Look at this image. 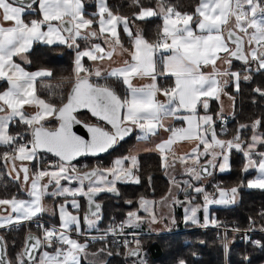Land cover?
<instances>
[{"label": "snow or ice", "instance_id": "snow-or-ice-1", "mask_svg": "<svg viewBox=\"0 0 264 264\" xmlns=\"http://www.w3.org/2000/svg\"><path fill=\"white\" fill-rule=\"evenodd\" d=\"M129 6L136 9L131 17L114 12L108 0H95L92 12L87 11L86 0H0V166L19 184L17 194L0 198V229L35 224L39 232L28 231L14 259L7 256V242L0 235V264H82L89 255V243L107 242L109 237L117 249L125 250L130 264H147L138 234L126 232L158 220L153 202L143 197L123 221L113 219L100 235H88L93 229L100 231L103 219L97 197L105 192L119 195L118 182H140L137 155L130 151L107 167H77L78 158L106 153L135 130L141 141L158 136L161 130L169 133L154 150L165 171L179 162L182 176L189 177L171 179L185 194L184 201L173 198L172 203L187 205L186 223L220 227L208 215L210 205L235 204L242 188L264 191V120L240 124L226 140L218 136L216 120L209 113L210 102L220 100L229 84L239 91L242 79L250 81L253 73L264 72V0H197L192 11H181L170 0H150L147 5L131 0ZM149 18L160 20L152 40L132 28ZM122 34L129 47H124ZM36 43L74 51L73 73L62 78L71 85L66 96L42 98L37 82L52 77V71L43 67L28 71L17 62L30 64L28 54ZM117 47L128 58L122 66L102 69L100 63L110 60ZM85 58L93 62L91 66H86ZM234 61L241 63V70H233ZM218 62L224 67H218ZM137 80L148 83L137 86ZM112 82L123 86V94ZM253 91L264 98V89ZM81 109L97 122L78 119ZM216 118L224 120L222 110ZM173 119L183 125L166 123ZM77 125L86 129L88 139L73 130ZM182 142L193 146L177 156L173 146ZM233 150L244 157L242 172L254 170L256 175L245 176L230 188L214 185L209 193L202 182L215 171H230ZM190 192L201 196L202 204L193 203L196 196ZM46 197L63 198L52 212L58 214V224L41 221L49 212L43 203ZM81 197L87 203L83 217ZM201 211L203 223L198 218ZM259 215L264 219V212ZM249 221L255 223L252 217ZM259 230L264 232V226ZM224 240L227 249V233ZM249 242L264 249L260 240ZM99 252L113 254L107 243Z\"/></svg>", "mask_w": 264, "mask_h": 264}, {"label": "trees", "instance_id": "trees-1", "mask_svg": "<svg viewBox=\"0 0 264 264\" xmlns=\"http://www.w3.org/2000/svg\"><path fill=\"white\" fill-rule=\"evenodd\" d=\"M181 11H192L197 0H170ZM109 6L114 12H119L121 15L131 17L136 10L130 7L131 0H108ZM146 5L150 0H143ZM87 11H94V0H88ZM160 24L158 18H149L146 21H137L132 25L133 31L141 30L146 39L152 40L155 38L157 26ZM125 47H129L127 37L122 35ZM83 46V42H81ZM73 54L72 49L64 46H46L41 43L33 45L32 50L28 54L30 64L23 63L27 69L47 68L53 73L52 77L46 78L43 81L37 82L38 94L45 99L66 95L68 86L67 81L62 80L63 77H70L73 73ZM241 64L234 62L233 70L239 69ZM253 78L250 81L240 82L239 91H232L231 86L227 88L231 91L232 97L231 111L227 120L221 123L216 119L218 104L216 100L210 102L209 113H213L216 120L217 134L224 139H230L236 134V129L240 124H250L256 119L264 120V98H261L253 91L254 88L260 87L264 89V72L253 73ZM118 93L123 94L124 89L118 82H112ZM47 86V87H45ZM58 102V101H57ZM78 117L84 121L91 122L95 119L91 118L85 111H80ZM222 127L226 128V132H222ZM19 130V129H14ZM135 130L126 139L118 143L109 153L98 158H85L78 160L82 161H99V166H108L112 158L127 155V150L135 141ZM264 131V129H261ZM246 132L244 135H250ZM2 151V149H0ZM139 161V170L137 175L140 182L126 184H118L117 188L119 195L112 197L102 194L99 200L102 205L103 219L98 227L100 229L113 221H122L126 218L128 211L136 210L137 200L139 198L154 199L160 198L168 187V180L164 175L161 159L158 153L144 152L137 155ZM244 157L241 153L233 152L230 155V171L220 173L214 172L212 177H209L204 182V187L209 193L213 192L214 185H221L225 188L237 186L239 182L247 176L249 179L253 174H245L242 172ZM96 167V165L89 166ZM211 185V188H209ZM211 189V191H210ZM19 192V184L13 181L7 175L5 168L0 166V198H11ZM190 195L191 192H190ZM23 198V193H20ZM101 197H104L102 200ZM49 202H61L63 198H45ZM81 199V209H84L83 197ZM200 200V196H196L195 202ZM126 201H132L131 205ZM210 214L213 218L223 220L228 225L238 229H244L248 226L249 217L255 221L250 224L254 229H260L264 226V219L259 213L264 212V191L256 189L242 188L240 190L237 202L228 206H212ZM142 213V212H141ZM140 213V215H141ZM174 213V223L170 230L160 233H150L145 228L141 230L138 238L141 241L143 252L147 264H178L179 260L186 261V264H264V249L250 243L249 240H260L264 242V232L255 230L251 235L242 241L237 239V234L229 232L227 236L228 248H223L222 241L217 235V231L211 227H200L186 223L182 219L183 212L181 207L176 208ZM210 215V216H211ZM209 216V217H210ZM44 219L57 224L56 215L46 213L42 216ZM142 225V227H144ZM33 231L31 224L18 225L14 229L3 230L0 233L4 236L7 242V256L15 258L16 254L21 250L24 234L27 231ZM203 241L204 243H201ZM97 245L104 246L103 242L89 243V247ZM109 251L113 254L105 258L102 263H86L82 264H130V260H126L123 255L124 249H117L115 246H109ZM117 251L121 254L117 255ZM195 254V255H193ZM247 257V259H245Z\"/></svg>", "mask_w": 264, "mask_h": 264}, {"label": "rangeland", "instance_id": "rangeland-1", "mask_svg": "<svg viewBox=\"0 0 264 264\" xmlns=\"http://www.w3.org/2000/svg\"><path fill=\"white\" fill-rule=\"evenodd\" d=\"M228 86H231V90L232 91H237L232 84H229ZM230 92L231 91L229 89L227 91L226 88H225V93L226 94H223L225 97H223L221 95L220 100H218V101L216 100L217 101V104H218L217 113L221 112V110H222L223 117H224L223 122H225L227 120V117L226 116H229L230 115V111H231V107H232V103H231V99H230V97H232V95L230 94ZM210 114L213 115V113H210ZM219 121L222 122L221 120H219ZM222 139H224V138H222ZM127 154H128V150H127ZM115 158H118V157H115ZM115 158H112L111 159V161L108 163L109 164L108 166H110V164L112 163V161ZM99 164H100L99 161H82V162H79L77 164V167H84V166L89 167V166H93V165L99 166ZM103 167H107V166H103ZM215 172H219V171H215ZM182 173H183V167H182V165L179 167L178 171H176L174 168H170L167 171H164V174H165V176H166V178L168 180L167 190L157 200L147 199V200L153 202V204H152V210L154 211V213L156 214V216L158 218L157 222L154 223V224L149 223V222H145V223L141 224L139 226V228H136V229H126V230H128V231H134L138 235L141 233V230L143 228L146 229L145 232L150 231V233H160V232L168 231L173 226V218H175L173 212L176 210V208H179V207H181V211L183 212L182 219H183V221H185L184 220L185 207L187 205H180V204H173L172 203V199L173 198H178L181 201H184L185 200V194L183 192H180L171 183V179L173 177H175L177 180L189 179V177H187L186 175H183L182 176ZM252 174L253 175L249 179L254 178V176L256 175V173H255L254 170H253ZM205 181H203L202 183L204 184ZM62 183H66V182H62ZM73 186H75V185H73ZM209 188H211V185H209ZM210 191H211V189H210ZM191 194L192 195H195V196H199V195H197L195 193H191ZM103 198L104 197H101L100 199L102 200ZM139 200H140V198L137 200L136 208L139 207V205H138ZM79 201H80V204H81V199L80 198H79ZM202 202L203 201H202V197L201 196H200V200L199 201H197V202L193 201V203H196V204H202ZM58 203H60V202L59 201L56 202V203L49 202V204H48V206L50 208L49 213L53 212V210L55 209V207H56V205ZM212 206H223V205H210L209 206V209H208V215L209 216L211 215L209 211H210V207H212ZM69 210H71L70 206H69ZM84 212H85L84 209L83 210L81 209V217H83V213ZM141 215L142 216H147V214L146 213H143V212L141 213ZM198 218L200 220V223H203V218H204L203 211H201V212L198 213ZM210 218H211V216H210ZM56 220H57V224H58L59 223L58 214L56 215ZM144 224H145V226L142 227V225H144ZM197 226H199V225H197ZM84 227H86V226H84ZM81 241L83 242V238H81ZM88 253H89V255H88L87 259H83L82 258V261L83 262H86V263H102L105 260V259H102L99 254H97L96 256H92L89 251H88Z\"/></svg>", "mask_w": 264, "mask_h": 264}, {"label": "crops", "instance_id": "crops-1", "mask_svg": "<svg viewBox=\"0 0 264 264\" xmlns=\"http://www.w3.org/2000/svg\"><path fill=\"white\" fill-rule=\"evenodd\" d=\"M88 0H86L87 2ZM94 6H95V0H94ZM95 8V7H94ZM95 11V9H94ZM90 12V11H88ZM123 35V34H122ZM122 42L123 39H122ZM104 46V45H102ZM106 47V46H105ZM125 47V46H124ZM106 50H110V49H107L106 47ZM74 55L73 54V68H74ZM128 56H127V53H124L122 52L121 48L120 47H117L115 49V51L113 52L112 54V58L109 60V59H105L103 62L100 63V67L102 69H109V68H112V67H119V66H122L123 64V61L125 59H127ZM19 63L22 64L23 66V61H20L18 59ZM234 62H238V61H234ZM85 63H86V66H91L93 62L91 61H87V59L85 58ZM239 64H241L240 62H238ZM218 67L220 68H223L224 65L222 62H218ZM242 66L239 67V69H241ZM39 68H35V69H27L28 71H35ZM238 70V69H237ZM207 71H211V69H207ZM134 83L137 85V86H141L142 84H145V83H148L147 80H137V81H134ZM228 87V86H227ZM226 87V90L228 91V88ZM229 93V92H228ZM231 94V92H230ZM223 97H225L224 95H222ZM160 100H164L165 98L163 96H160L159 97ZM29 111H31V109H29ZM201 114H203V110L201 109ZM228 117V116H226ZM167 124H172L174 126H182L183 125V121H179V120H168L166 121ZM223 123V121L221 122ZM140 135L139 133V130L136 131V135H135V141L133 142V144L131 145V147H129L128 149V153L130 151H134V154L138 155L140 153H144V152H155V153H158L157 151L154 150V146L156 144H158L161 140H164L167 138V136L169 135V133H166L164 132L163 130H161L158 134V136H155V137H151L149 140L147 141H141V140H138L137 137ZM193 145H191L190 143H187V142H182V143H177L176 145L173 146L177 156L179 155H183L185 153H188L191 151V148H192ZM159 154V153H158ZM160 156V154H159ZM160 159H161V156H160ZM181 166V164L179 162L176 163V166H175V170L178 171L179 167ZM6 170V169H5ZM163 170L165 171V169L163 168ZM7 172V170H6ZM10 177V176H9ZM11 178V177H10ZM48 198V197H47ZM44 205L49 209L50 211V208L48 206L49 204V199H46L43 201ZM211 218H213V214L211 215ZM94 231H96L95 229H93L90 233H93ZM88 233V234H90ZM104 246H101V245H97L96 247H89L88 248V251L90 253H98L100 255V257L102 259H105L107 257V252H104V253H100L99 252V249L103 248ZM83 262V261H82ZM104 262V261H103Z\"/></svg>", "mask_w": 264, "mask_h": 264}, {"label": "built area", "instance_id": "built-area-1", "mask_svg": "<svg viewBox=\"0 0 264 264\" xmlns=\"http://www.w3.org/2000/svg\"><path fill=\"white\" fill-rule=\"evenodd\" d=\"M239 70H241V69H239ZM41 221L45 224V225H49V224H54V223H52V222H50V221H48V220H46V219H44L43 217H41ZM115 222H120V221H115ZM219 223H220V227H213V226H211V225H209L208 227H211V228H214V229H216V231H217V235H218V237L220 238V240L222 241V244H224V242H225V240H224V237H225V233H227V236H228V233L231 231V232H233V233H236L237 234V239L239 240V241H242V240H245V239H247L250 235H251V233H253V231H251V232H249V231H247V229H249V227H251L250 226V221H248V226L246 227V228H244V229H239L240 231H233V229H235L236 227H234V226H231V225H228L227 223H225L223 220H219L218 221ZM32 225V227H33V231L37 234V235H39V232L37 231V229H36V227H35V224H31ZM109 225V224H108ZM107 225V226H108ZM107 226H106V228H107ZM100 229V228H99ZM105 229V228H104ZM104 229H100V231H94L93 233H90V234H88L89 236H92V235H100L101 233H102V231L104 230ZM255 230H259V229H255ZM254 230V231H255ZM7 231V230H6ZM126 232H134V231H128V230H126ZM128 239H132V237H127ZM112 237H109L108 238V240H107V242H105V241H96V242H90V243H97V242H103V244H104V246H105V243H107L109 246H114L113 244H112ZM121 239H123V238H121ZM224 248V247H223Z\"/></svg>", "mask_w": 264, "mask_h": 264}, {"label": "water", "instance_id": "water-1", "mask_svg": "<svg viewBox=\"0 0 264 264\" xmlns=\"http://www.w3.org/2000/svg\"><path fill=\"white\" fill-rule=\"evenodd\" d=\"M70 87H71V85H69L68 86V88H67V91H66V94L68 93V91H70ZM66 96V95H65ZM80 111H85L90 117H91V114L87 111V110H85V109H81ZM79 111V112H80ZM91 118H93V119H95L94 117H91ZM78 119H80L79 117H78ZM80 120H82V119H80ZM96 120V119H95ZM82 121H84V120H82ZM88 123H96L95 121H91V122H88ZM110 127V126H109ZM78 135H81V136H83L85 139H88L89 138V136H88V134H87V131H86V129L82 126V125H77V126H75L74 127V129H73ZM127 138V137H126ZM125 138V139H126ZM112 149H110L108 152H106V153H101V154H99V155H97V156H84V157H80V158H78V160H81V159H85V158H98V157H101V156H104L105 154H107V153H109L110 151H111ZM203 162V161H202ZM75 163V162H74ZM90 168H93V167H90ZM118 189V188H117ZM119 192V191H118ZM102 194H106V195H109V196H112V197H117L118 195H116V194H113V193H101L99 196H101ZM98 196V197H99ZM83 201H84V211H86V209H87V203H86V200L83 198ZM99 203H101L99 200H97ZM32 232H34V231H32ZM35 233V232H34ZM28 234V231L24 234V239H23V244H22V247H23V245H24V242H25V237H26V235ZM0 235H2L1 233H0ZM22 247H21V249H22Z\"/></svg>", "mask_w": 264, "mask_h": 264}, {"label": "flooded vegetation", "instance_id": "flooded-vegetation-1", "mask_svg": "<svg viewBox=\"0 0 264 264\" xmlns=\"http://www.w3.org/2000/svg\"><path fill=\"white\" fill-rule=\"evenodd\" d=\"M163 171H164V170H163ZM164 175H165V174H164ZM165 177H166V176H165ZM118 184H126V183H119V182H118ZM118 184H117V185H118ZM132 184H134V183H131V185H132ZM99 197H100V196H99ZM99 197H97V200H99Z\"/></svg>", "mask_w": 264, "mask_h": 264}]
</instances>
